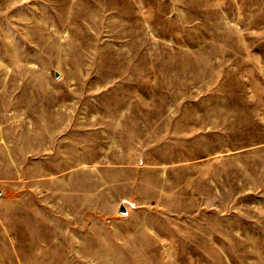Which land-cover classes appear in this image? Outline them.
Wrapping results in <instances>:
<instances>
[{"label":"rangeland","instance_id":"rangeland-1","mask_svg":"<svg viewBox=\"0 0 264 264\" xmlns=\"http://www.w3.org/2000/svg\"><path fill=\"white\" fill-rule=\"evenodd\" d=\"M0 264H264V0H0Z\"/></svg>","mask_w":264,"mask_h":264},{"label":"water","instance_id":"water-1","mask_svg":"<svg viewBox=\"0 0 264 264\" xmlns=\"http://www.w3.org/2000/svg\"><path fill=\"white\" fill-rule=\"evenodd\" d=\"M119 213H121V214H126V213H127V209H126V207H125V202H124V201H122V202L120 203V206H119Z\"/></svg>","mask_w":264,"mask_h":264}]
</instances>
